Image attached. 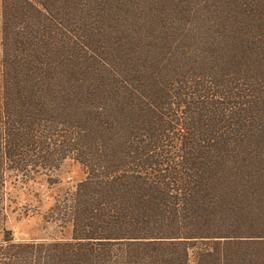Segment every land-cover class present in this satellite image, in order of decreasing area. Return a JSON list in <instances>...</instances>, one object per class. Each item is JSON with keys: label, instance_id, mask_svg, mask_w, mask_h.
<instances>
[{"label": "trees", "instance_id": "1", "mask_svg": "<svg viewBox=\"0 0 264 264\" xmlns=\"http://www.w3.org/2000/svg\"><path fill=\"white\" fill-rule=\"evenodd\" d=\"M67 158L71 239L17 240ZM0 264H264V0H0Z\"/></svg>", "mask_w": 264, "mask_h": 264}, {"label": "rangeland", "instance_id": "2", "mask_svg": "<svg viewBox=\"0 0 264 264\" xmlns=\"http://www.w3.org/2000/svg\"><path fill=\"white\" fill-rule=\"evenodd\" d=\"M86 168L67 158L55 171L32 177L10 173L6 185V226L17 240H68L72 224L53 217L50 208L56 198L75 190L85 179Z\"/></svg>", "mask_w": 264, "mask_h": 264}]
</instances>
